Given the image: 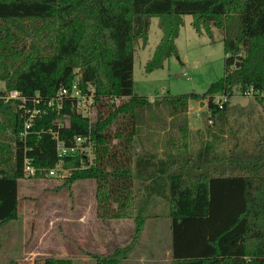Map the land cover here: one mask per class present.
<instances>
[{"label": "trees", "instance_id": "16d2710c", "mask_svg": "<svg viewBox=\"0 0 264 264\" xmlns=\"http://www.w3.org/2000/svg\"><path fill=\"white\" fill-rule=\"evenodd\" d=\"M184 15L197 33L213 39L215 30L220 37L223 76L202 94L152 101L133 94L134 52L138 43L145 47L151 18L157 17L161 37L146 72L177 55ZM77 76L95 104L128 98L114 115L130 113L132 121L131 241L92 256L93 264H119L135 250L156 200L168 207V264H264V127L247 136L243 125L231 123L239 109L229 106L236 93L264 94V0H0V227L19 218V181L43 178L59 162L55 133L65 146L81 136L94 147L96 121L70 101L48 106ZM10 92L17 97L5 102ZM216 95L227 98L221 108ZM202 100L207 114L193 130L188 105ZM33 110L38 114L29 118ZM24 159L35 175H25ZM61 165L67 186L109 176L85 154L64 157ZM34 263L73 264L55 257Z\"/></svg>", "mask_w": 264, "mask_h": 264}, {"label": "rangeland", "instance_id": "374dc122", "mask_svg": "<svg viewBox=\"0 0 264 264\" xmlns=\"http://www.w3.org/2000/svg\"><path fill=\"white\" fill-rule=\"evenodd\" d=\"M192 17L183 16V25L175 39L177 55L151 72L145 64L161 37L157 17L150 20L147 43H138L133 57V94L148 100L166 95L202 94L224 73V52L220 37L213 39L204 31L197 33ZM0 90H4L0 82ZM9 94V93H8ZM7 102V100H4ZM197 102H202L198 105ZM128 98L104 99L83 110L99 124L96 142L89 153L108 177L77 181L67 186L66 175L25 177L19 181V218L0 227V264L19 261L35 264L47 257L69 258L73 264H93L94 255H105L130 243L136 209L135 182L131 176L133 136L131 114L114 113ZM207 103L190 101L189 127L200 129ZM235 111L232 124L243 125V133L253 134L255 126L263 131L264 94L236 93L229 101ZM207 114V113H206ZM149 208L135 250L119 264H168L170 230L168 207L156 200Z\"/></svg>", "mask_w": 264, "mask_h": 264}, {"label": "built area", "instance_id": "2783aa9c", "mask_svg": "<svg viewBox=\"0 0 264 264\" xmlns=\"http://www.w3.org/2000/svg\"><path fill=\"white\" fill-rule=\"evenodd\" d=\"M245 95H253L251 90H247ZM17 97L16 92H10L8 96L5 98L14 99ZM64 101H70L75 105L76 110H78L83 116V110L92 107L95 102L92 94H82L81 90L78 87V76L74 78L71 89L61 88L57 91L54 98L49 100L48 106L56 105L57 109H60L62 103ZM214 103L222 107V104L227 101V98L224 95H216L213 99ZM44 112V111H43ZM38 114L37 110H33L30 114L29 118H33ZM88 117V116H86ZM30 126L29 120L24 123L25 130ZM26 131L22 133L21 136H24ZM56 142V152L59 158V162L50 170L47 171L46 175H67L68 171L62 168L61 162L64 157L77 156L79 154H85L88 157L91 149H93V143L90 141L89 137H81L77 136L74 139V142L70 146H65L63 142L58 140L57 135L55 133ZM24 173L25 175H35V168L31 165L29 159H24Z\"/></svg>", "mask_w": 264, "mask_h": 264}, {"label": "crops", "instance_id": "0c3cea01", "mask_svg": "<svg viewBox=\"0 0 264 264\" xmlns=\"http://www.w3.org/2000/svg\"><path fill=\"white\" fill-rule=\"evenodd\" d=\"M198 103V105H201V102H197Z\"/></svg>", "mask_w": 264, "mask_h": 264}, {"label": "water", "instance_id": "95a60500", "mask_svg": "<svg viewBox=\"0 0 264 264\" xmlns=\"http://www.w3.org/2000/svg\"><path fill=\"white\" fill-rule=\"evenodd\" d=\"M203 103L201 102V105H202Z\"/></svg>", "mask_w": 264, "mask_h": 264}]
</instances>
